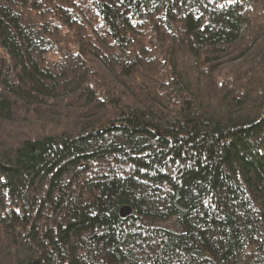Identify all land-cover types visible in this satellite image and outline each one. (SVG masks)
I'll list each match as a JSON object with an SVG mask.
<instances>
[{
  "label": "trees",
  "instance_id": "1",
  "mask_svg": "<svg viewBox=\"0 0 264 264\" xmlns=\"http://www.w3.org/2000/svg\"><path fill=\"white\" fill-rule=\"evenodd\" d=\"M0 264H264V0H0Z\"/></svg>",
  "mask_w": 264,
  "mask_h": 264
},
{
  "label": "water",
  "instance_id": "2",
  "mask_svg": "<svg viewBox=\"0 0 264 264\" xmlns=\"http://www.w3.org/2000/svg\"><path fill=\"white\" fill-rule=\"evenodd\" d=\"M130 209L128 208V207H126V208H122L121 210H120V216L122 217V218H124V217H126V216H128L129 214H130Z\"/></svg>",
  "mask_w": 264,
  "mask_h": 264
}]
</instances>
